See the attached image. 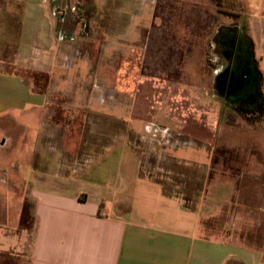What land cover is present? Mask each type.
I'll list each match as a JSON object with an SVG mask.
<instances>
[{
  "label": "crops",
  "instance_id": "crops-1",
  "mask_svg": "<svg viewBox=\"0 0 264 264\" xmlns=\"http://www.w3.org/2000/svg\"><path fill=\"white\" fill-rule=\"evenodd\" d=\"M89 1L90 16L79 1L80 7L70 6L67 18L57 11L66 0H0V174L9 162L19 172L21 166L29 171L25 192L8 187L22 197L20 206L0 208V264L6 259L12 264H264L260 250L205 235L199 210L184 204L190 198L167 192L162 180L143 174V160L123 138L124 132L122 140L114 142L112 126L106 125L107 141H97L96 127L89 133L94 140L83 141L78 134L73 138L76 117L88 110L65 109L61 101L71 97L72 102L85 103L98 98L89 95L88 101L83 100L81 78L71 80L66 75L72 70L89 71L92 65L88 60L78 65L68 46L80 37L87 18L86 37H94L93 22L99 12L112 15L110 23L106 16L105 36H121L114 31V22L123 16L116 10L134 5L130 0ZM134 1L144 12L145 4ZM66 21L71 24L66 26ZM251 39L264 93L262 25L252 29ZM55 47L53 55H57L46 59L44 54ZM7 49H12L11 60L4 57ZM32 69L46 75L60 70L62 76L45 89L48 78L42 75L39 88L23 76ZM87 75L84 85L97 84L96 77ZM67 117L71 121L65 124ZM1 180L0 176V184ZM27 201L33 204L28 210ZM10 233L23 236L24 241L18 238L21 247L12 238L6 240ZM11 251L13 255L6 258Z\"/></svg>",
  "mask_w": 264,
  "mask_h": 264
},
{
  "label": "rangeland",
  "instance_id": "rangeland-1",
  "mask_svg": "<svg viewBox=\"0 0 264 264\" xmlns=\"http://www.w3.org/2000/svg\"><path fill=\"white\" fill-rule=\"evenodd\" d=\"M79 1L85 3L83 10L90 16L89 0H66V6L63 3L57 11L70 13L74 3L80 7ZM138 1L142 7L145 4L144 12L134 0L130 8L118 6L116 10L123 15L120 22H114L115 34L120 31L121 36H105L106 16L110 23L112 15L99 12L93 22L97 26L94 37H86L87 18L80 37H73L68 46L78 65H85L86 60L92 65L89 71L72 70L66 75L71 80L81 78L83 100L88 101L89 95L98 98L83 103L67 97L61 101L64 105L60 102L65 109L88 110L76 117L73 138L78 134L83 141L94 140L95 135L89 133L96 127L97 141H107L106 125L112 126L114 142L121 141L124 132L123 138L143 160V174L162 180L167 192L183 200L190 198L184 204L199 210L205 235L240 241L264 253V93L260 86L261 94L253 97L250 110L226 98L218 85L220 65L226 62L221 43L239 37L245 61L246 57L258 61L251 38L256 25L264 27V0ZM10 51L4 55L7 60L13 58ZM53 52L56 47L44 57L52 60L57 55ZM61 60L65 62L63 56ZM87 73L98 79L97 84L82 83ZM42 75L48 78V89L62 73L23 72L39 88L43 87ZM63 120L66 124L71 118ZM4 168L0 208L13 210L22 203L15 192L26 191L29 171L21 166L19 172L10 162ZM11 185L17 190L9 189ZM24 205L27 210L33 206L29 201ZM5 238L16 241L17 248L25 240L11 233ZM5 254L8 258L13 251ZM6 260L5 264H12Z\"/></svg>",
  "mask_w": 264,
  "mask_h": 264
},
{
  "label": "flooded vegetation",
  "instance_id": "flooded-vegetation-1",
  "mask_svg": "<svg viewBox=\"0 0 264 264\" xmlns=\"http://www.w3.org/2000/svg\"><path fill=\"white\" fill-rule=\"evenodd\" d=\"M58 8H63V6H60ZM63 13L67 18L71 14L65 11V9H61L59 14L62 15ZM70 22L71 21H67L68 24H71ZM241 42H242L241 39L238 37L233 39V41H230L228 39L226 42L220 44V47L222 49V54L223 57H225L226 62H223L220 65V71L218 75L219 76L218 85L220 90L223 92V95L226 98L232 100H238L240 101L238 102L239 105H241L243 108H248L252 110L254 93L250 92V93L239 94V92H237V87L234 86L235 71L237 70V68H246L248 62L247 57H246V61L244 59L245 57L243 55ZM246 70H248V67L246 68ZM225 73H227V75H225ZM245 77L248 78L249 76L246 75Z\"/></svg>",
  "mask_w": 264,
  "mask_h": 264
},
{
  "label": "water",
  "instance_id": "water-1",
  "mask_svg": "<svg viewBox=\"0 0 264 264\" xmlns=\"http://www.w3.org/2000/svg\"><path fill=\"white\" fill-rule=\"evenodd\" d=\"M247 67H248V70H246ZM247 67L237 68L234 74V77H235L234 86L237 87V92H239V94L251 92V93H254V96H260L261 94L260 86L262 84V81L259 79L260 74L259 72H257L254 66V62H251L248 60ZM225 75H227V73H225ZM246 75H248L249 77L246 78L245 77Z\"/></svg>",
  "mask_w": 264,
  "mask_h": 264
},
{
  "label": "trees",
  "instance_id": "trees-1",
  "mask_svg": "<svg viewBox=\"0 0 264 264\" xmlns=\"http://www.w3.org/2000/svg\"><path fill=\"white\" fill-rule=\"evenodd\" d=\"M251 47H252V51H253V43L251 44ZM254 64H255V68L258 69L257 64H256V63H254ZM258 71H259V70H258ZM259 73H260V71H259ZM263 101H264V99H263ZM234 263H235V262H234ZM234 263H233V264H234ZM229 264H232V263H229Z\"/></svg>",
  "mask_w": 264,
  "mask_h": 264
}]
</instances>
